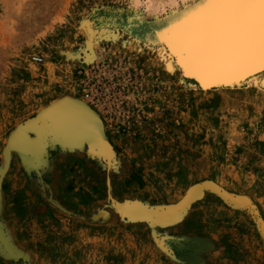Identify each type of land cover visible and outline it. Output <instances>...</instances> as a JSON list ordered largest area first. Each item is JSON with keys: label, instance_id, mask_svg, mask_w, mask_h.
Instances as JSON below:
<instances>
[{"label": "rangeland", "instance_id": "1", "mask_svg": "<svg viewBox=\"0 0 264 264\" xmlns=\"http://www.w3.org/2000/svg\"><path fill=\"white\" fill-rule=\"evenodd\" d=\"M129 3L0 0V224L25 250L0 246V264H264V91L184 82L106 24ZM64 97L99 114L111 167L57 146L33 169L10 146ZM109 193L154 214H118ZM100 200L112 219L93 218Z\"/></svg>", "mask_w": 264, "mask_h": 264}, {"label": "snow or ice", "instance_id": "2", "mask_svg": "<svg viewBox=\"0 0 264 264\" xmlns=\"http://www.w3.org/2000/svg\"><path fill=\"white\" fill-rule=\"evenodd\" d=\"M163 18L161 36L186 71L217 78L264 69V0H186Z\"/></svg>", "mask_w": 264, "mask_h": 264}, {"label": "bare ground", "instance_id": "3", "mask_svg": "<svg viewBox=\"0 0 264 264\" xmlns=\"http://www.w3.org/2000/svg\"><path fill=\"white\" fill-rule=\"evenodd\" d=\"M186 0H130L129 6L132 9L131 13H125L126 22H123L124 19L122 17V13L116 15V17L108 16L105 18L106 24L109 26H119L123 25L125 30L131 34L136 40H145L147 44L151 47H157L160 52H162L165 56L168 57V64L172 68V70H177L180 74L181 79L190 84L191 86L197 88L199 91L205 93L212 90H223V89H231V88H241V87H250L253 86L255 88L261 89L264 91V69L257 68L254 71L247 72L238 76V79H228L224 80L220 76L217 78H207L199 75L196 72L191 70H185L182 67V61L180 58L175 54L173 50H171L170 46L168 45L166 39L161 36V32L164 28L167 27V20L163 18V13L167 10L172 8L174 5H181L185 3ZM187 2H193V0H187ZM142 9V15H137L136 10ZM159 17V18H158ZM86 28L90 31L94 32L93 20L89 19L85 21ZM158 50V51H159ZM167 59V58H166ZM57 107H51L48 111L44 114H40L41 118L39 120H35L31 127H39L42 125L44 128H37L38 132H49L50 135L55 136L60 141H68L72 138L71 134L66 135V130L61 129V126L71 127V121L68 122L66 120H73L77 119L76 117L83 116V112L80 110L71 112L69 109L65 113H61L57 115L54 120L50 118L49 114L54 113ZM58 112V110H57ZM59 127V128H58ZM66 127V128H68ZM98 128V121L92 118L89 123H85L84 125L76 128V131L85 133H81L79 141H85L86 132H90L94 134L98 132L96 130ZM69 129V128H68ZM103 130V131H102ZM66 133H64V132ZM105 131L102 122H100V134L97 133V137L95 139H91V143L95 148L99 147L101 140L104 141L103 132ZM51 136V137H52ZM41 137V136H40ZM84 137V138H82ZM98 139V141H97ZM17 139V143H21ZM31 141V140H30ZM34 142V141H32ZM34 145H29L32 149L37 146V142L35 141ZM37 143V144H36ZM25 145V144H24ZM27 146V145H26ZM105 147V146H104ZM103 147H100V151L102 152ZM28 153V151H26ZM26 154V153H25ZM29 154V153H28ZM27 154V155H28ZM32 154V153H31ZM26 159L30 158L26 156ZM34 158H32L33 160ZM31 160V161H32ZM28 161V160H27Z\"/></svg>", "mask_w": 264, "mask_h": 264}, {"label": "water", "instance_id": "4", "mask_svg": "<svg viewBox=\"0 0 264 264\" xmlns=\"http://www.w3.org/2000/svg\"><path fill=\"white\" fill-rule=\"evenodd\" d=\"M224 80H228V79H238L239 77H229V76H223L221 77ZM56 106L57 108L55 109L54 113L49 114L51 120L61 114L62 112L65 113L67 111V109H69L71 112H75L80 110L81 112H83V116H79L76 117L77 119H73V120H66L68 122L71 121V127L66 126H61L60 128L63 130H66V135H70L72 136L73 139H71V141H69L67 144H78V143H84L87 144L89 146V148H91V150L94 152L95 156H98L99 158H101L102 160H105V162L108 164L109 167H111L112 165V161L110 156L107 154L106 152V140L104 139V144L105 147H103L102 152L95 149L94 147H92V143H91V139H95L98 135L97 133L100 130V122H102V119L100 118L99 114L85 101L77 99V98H72V97H64V98H60L58 99L56 102L50 104L48 107H46L45 109L42 110L41 113H39L35 118L29 120L28 122H26L24 125H22L17 131L16 133L13 135V137L10 140V146H12L13 148H15V150H17L18 154L20 155L21 160L23 161V163L26 166H31V168L36 169V163L41 160L43 158V150H44V145H39L42 147V149L40 150V147L38 148L37 145V149H36V157L32 160L31 163H28L26 161V156H27V152L24 151L23 146H19L17 145L16 141H17V137H19V141H21V138L23 137V139H27L30 138L29 135V130L31 132L36 133V130L31 127V124L34 122V119L36 120L40 114H45L46 111L50 108V107H54ZM58 110V112H57ZM62 113V114H63ZM95 119L96 121H98V128H96V130H98V132H95L94 134L90 133V132H86V136L85 137V141H76L74 139H80L79 136H81V133H85L84 131L80 132L76 131V128H79L80 126L84 125L85 123H89L90 120ZM56 119V118H55ZM68 127V128H66ZM59 128V127H58ZM37 134V133H36ZM100 134V132H99ZM101 136V134H100ZM82 137V138H84ZM52 138H54L53 141H60L58 140L55 136H52ZM98 138V137H97ZM98 141V139H97ZM60 143V142H59ZM61 145H63V143H60ZM26 153V154H25ZM35 162V163H34ZM112 200L113 198L110 197ZM118 208L120 210L121 214H126V212H129L130 214H133V216L135 217H142L145 216L146 214L150 213V214H154V212L151 209H148L144 206H142L141 204H137V205H133V206H128V204L125 203H119L117 202ZM160 216V215H159ZM160 218H162L160 216ZM165 219V218H163ZM1 230V229H0ZM19 253V252H18Z\"/></svg>", "mask_w": 264, "mask_h": 264}, {"label": "crops", "instance_id": "5", "mask_svg": "<svg viewBox=\"0 0 264 264\" xmlns=\"http://www.w3.org/2000/svg\"><path fill=\"white\" fill-rule=\"evenodd\" d=\"M37 132H38V130L36 131V133ZM36 133H34V132H30L29 133L31 141H29L28 139H23V137H22V140L23 141L21 140L22 142L21 143H18L19 145L23 144L22 146H23V149H24L25 152L28 151L29 154L27 156L30 158V160L29 159H26V161L28 160L27 161L28 163H31L32 162L31 161L32 158H35L36 157V149H37V146H35L32 149L29 147V145H34V144H31L32 141H34V142L36 141L38 143V144L37 143L36 144L38 145V148L40 147V150L42 149V147H41L42 145H44V149H45V147L46 148L52 147L51 149H53V150L58 146L62 150H67L66 152H68V154L69 153H72V155H75L77 159H83L84 158V155H87L88 158H90V159L84 158L86 160H91V158L92 159H95L94 152L91 150V148H89V146L87 144H84L82 142L81 143H78V144H67L69 141H71V139H70L68 141H59L60 143H63V145H61L58 141H56V142L53 141L54 138H52L51 135L42 137L39 133H37V134ZM18 138L19 137H17V139ZM76 141H79V140H75L74 142H76ZM34 142H32V143H34ZM39 145H41V146H39ZM101 146L102 147L105 146L104 141H102V140H101L100 145H99L98 148L97 147L95 148V146L92 145V147H94L95 149H97L99 151H100V147ZM106 152H107V148H106ZM43 161H44V159L42 158L41 160H39L36 163L37 164L36 166L37 167H40L43 164L42 163ZM29 167H31V166H29ZM63 172H64V170H63ZM60 175H62L61 171H60ZM89 194H91L92 196H95L93 192L91 193L89 191ZM109 195H110V197H112L110 193H109ZM109 199H111V198H109ZM4 200H5V197H3L2 200L0 199V209H2V207H3V204H4L3 201ZM111 201L114 203L113 204L114 205V209L119 214L120 213V210L118 208L117 202L122 203V204H123V202L122 201H119L116 198H113V200L111 199ZM93 209H94L93 210V212H94L93 218L94 219L97 218L98 220H103V219H105L108 216L107 213L108 214L110 213V215H111V212L110 211L108 212V208H107L106 204L101 203V200L98 201V204L97 203L95 204V206H94ZM112 217H113V215H111L110 219H112ZM6 228H7L6 227V221L5 222H2V225L0 224V229H1L0 230V246H1L2 253L7 254V255L10 256L11 253H14V251L17 250L19 253L22 254L21 258H23V257L25 258V250H21L18 247V245H16V242L13 239L11 233Z\"/></svg>", "mask_w": 264, "mask_h": 264}]
</instances>
